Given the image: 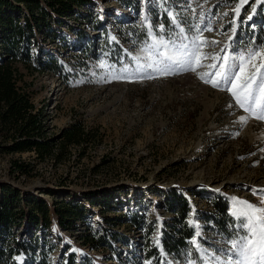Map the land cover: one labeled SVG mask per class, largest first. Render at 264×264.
<instances>
[{"label":"rangeland","instance_id":"rangeland-1","mask_svg":"<svg viewBox=\"0 0 264 264\" xmlns=\"http://www.w3.org/2000/svg\"><path fill=\"white\" fill-rule=\"evenodd\" d=\"M86 2L53 26L55 39L45 29L34 39L65 78L13 63L36 111L44 110L43 138L53 151L9 153L13 140L0 127V203L2 189L20 196L13 230L26 243L23 252L9 245L10 262L34 264L31 245L51 264H152L161 223L174 215L166 205L173 192L187 199L198 230V263L192 255L185 264H235L237 242L217 234L207 216L219 200L227 203L232 228L244 237L247 227L237 222L243 204L264 211V120L241 108L217 73L234 77L243 69L239 83L255 74L254 90L264 79V68L256 72L264 56L251 60L264 53V0ZM164 14L171 25L161 24ZM74 127L88 135L71 144L65 134ZM15 161L28 173H14ZM69 203L84 216L68 219L65 229L55 208ZM33 211L38 224L28 221ZM135 214L144 225H134Z\"/></svg>","mask_w":264,"mask_h":264},{"label":"trees","instance_id":"trees-1","mask_svg":"<svg viewBox=\"0 0 264 264\" xmlns=\"http://www.w3.org/2000/svg\"><path fill=\"white\" fill-rule=\"evenodd\" d=\"M86 1L44 0L46 5L43 7L42 0H0V56L2 55L0 57V127L7 130L13 140L12 145L7 149L9 153L35 151L38 156L52 157L53 144L43 138L46 127L44 110L36 111L31 94L19 85L20 82L24 83V75L13 63H22L29 74L49 71L65 78L63 67L55 58L42 59V49L36 47L37 42L34 39L42 29H45L49 38L55 39L53 26L62 24L63 18L73 16L76 8L87 4ZM21 5L26 6L27 14L22 12ZM164 16L165 19L161 24L169 25L170 20L166 14ZM87 52L92 54L93 49ZM87 135L81 127H74L66 132L65 138L72 144L81 139L85 140ZM13 172L26 174L28 167L24 163L15 161ZM2 192L4 199L0 203V259H5L6 263L9 261L8 264H19L15 260L10 262L15 253L9 245L13 243L23 248L22 252L26 251V243L16 241L13 230L18 222L15 203L20 196L9 197L8 189H2ZM166 199L167 210L174 215L170 221H162L158 245L150 249L149 259L152 264H168L165 259L171 257L179 261L178 263L185 264L187 258L193 255L191 260L198 263L199 250L195 249L194 241H198L199 237H197L196 225L189 220L191 206L184 195L172 192ZM39 205H36L37 210L44 216L47 215V210H42ZM214 207L215 211L207 216L208 222L213 224V230L230 242L233 240L239 244L243 236L233 229L235 219L231 218L227 203L219 200ZM31 214L28 221L38 224L40 222L38 212L33 211ZM55 214L59 225L65 229L69 228L66 225L68 219L77 220L84 216L83 208L71 203L56 207ZM132 216L130 220L134 225L145 224L143 219L146 218L138 214ZM237 222L241 227L246 228L242 221L237 220ZM29 246L27 250H30L32 255L29 261L34 264H51L50 255L44 250H40L37 254L36 250ZM202 250L206 249L202 248ZM73 262L68 259L66 264Z\"/></svg>","mask_w":264,"mask_h":264},{"label":"snow or ice","instance_id":"snow-or-ice-1","mask_svg":"<svg viewBox=\"0 0 264 264\" xmlns=\"http://www.w3.org/2000/svg\"><path fill=\"white\" fill-rule=\"evenodd\" d=\"M257 56H264V53L253 54L251 60H254ZM166 59L173 64L179 62L171 56L166 57ZM253 67L256 66L253 65ZM260 68H264V64L256 68L257 73ZM190 70L195 71V68H190ZM240 72L243 75V69H240ZM241 75L226 76L223 69L217 73V76L229 84L228 90L231 91L240 107L249 112L254 118L264 120V79L261 80L258 88L254 90L253 85L256 84V75H249L245 77L243 83H239ZM201 79H204V77L201 76ZM205 82L212 83L213 87H217L219 83L218 80H205ZM243 122L246 123V119ZM243 208L245 210L240 212L239 215L243 218V226L247 227L248 234L243 237L239 244L234 242L232 245L233 249L236 250L234 256L238 257L235 264H264V211L247 203L243 204Z\"/></svg>","mask_w":264,"mask_h":264}]
</instances>
